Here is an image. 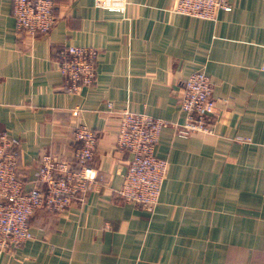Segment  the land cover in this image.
I'll use <instances>...</instances> for the list:
<instances>
[{"label": "crops", "instance_id": "0c3cea01", "mask_svg": "<svg viewBox=\"0 0 264 264\" xmlns=\"http://www.w3.org/2000/svg\"><path fill=\"white\" fill-rule=\"evenodd\" d=\"M54 2V27L30 35L0 0V128L20 139L26 190L42 154L73 159L79 123L98 135L100 176L65 212L36 210L32 238L0 264H264V0L213 20L176 13L175 0ZM66 45L98 49L80 93L56 62ZM199 70L214 84L211 131L182 136L184 82ZM109 103L166 122L155 153L169 171L151 211L116 196L131 153L116 148Z\"/></svg>", "mask_w": 264, "mask_h": 264}, {"label": "built area", "instance_id": "2783aa9c", "mask_svg": "<svg viewBox=\"0 0 264 264\" xmlns=\"http://www.w3.org/2000/svg\"><path fill=\"white\" fill-rule=\"evenodd\" d=\"M236 0H175L174 11L203 19H216L219 10H232ZM54 0H13V14L19 31L30 35L48 33L56 24ZM98 49L92 46L66 45L56 56L64 77V89L80 93L97 78ZM214 84L204 70L193 72L184 82L181 109L185 121L178 132L188 136L209 132L206 117L213 114L216 99ZM119 131L116 148L131 153L128 168L116 196L124 202L151 211L157 205L169 162L156 155L162 128L166 122L147 113L128 109L116 111ZM77 143L73 159L44 153L35 171L37 184L25 189L19 176L20 139L0 128V253L21 246L32 238L30 218L38 209L65 212L74 201H82L95 189L99 170L93 165L98 135L86 124L73 131Z\"/></svg>", "mask_w": 264, "mask_h": 264}]
</instances>
